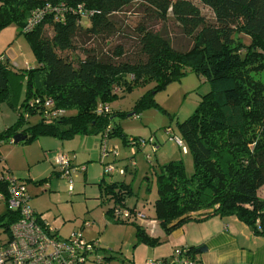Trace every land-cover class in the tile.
<instances>
[{
	"label": "trees",
	"instance_id": "trees-1",
	"mask_svg": "<svg viewBox=\"0 0 264 264\" xmlns=\"http://www.w3.org/2000/svg\"><path fill=\"white\" fill-rule=\"evenodd\" d=\"M133 4L142 18L129 35L131 53L121 45L110 55L86 49L87 43L125 35L116 15ZM198 4L210 11L211 20ZM83 20L88 27L82 26ZM168 22L189 39L187 50L172 48ZM12 23L26 38L37 66L20 76L27 83L25 97L16 122L0 134V142L20 134L25 139L19 144L24 145L40 137L64 140L75 135H99L100 143H107L122 136L111 125L110 106L118 92L146 82H155L157 91L190 70L209 86L193 114L177 125L193 173L187 177L179 161L158 165L153 220L170 233L188 221L235 217L264 239V199L258 196L264 187V0H0V29ZM236 35L249 43L237 44ZM78 50L82 58H72ZM11 79V64L0 57V98H8ZM149 95L140 98L130 115L153 105ZM100 107L107 112L99 113ZM31 117L38 122L29 125ZM122 140L128 145L139 142L125 136ZM98 188L99 200L108 196L114 207L141 210L126 205L128 185L103 184L101 179ZM6 190L7 183L1 181L0 194L5 196ZM114 207L105 214L112 220ZM15 219L7 210L0 227L7 231ZM182 251L191 260L207 247Z\"/></svg>",
	"mask_w": 264,
	"mask_h": 264
},
{
	"label": "rangeland",
	"instance_id": "rangeland-1",
	"mask_svg": "<svg viewBox=\"0 0 264 264\" xmlns=\"http://www.w3.org/2000/svg\"><path fill=\"white\" fill-rule=\"evenodd\" d=\"M197 6L207 19L213 18L208 9L199 4ZM116 17L122 23L125 35L110 38L105 43H87L86 49L95 48L110 55L115 46L121 45L127 53L132 52L133 41L129 35L142 18L139 7L130 5ZM82 26L88 27V21L83 20ZM159 26L161 28V25ZM166 29L173 49H188L189 39L184 38L179 30L173 27V23L168 22ZM45 34L51 37V28L46 27ZM235 40L237 44L249 43V39L243 35H236ZM0 57L10 59L11 72L14 74V80H10L8 98H0L1 134L16 122L17 110L25 97L27 83L26 79L20 76L26 70L35 68L37 61L26 38L14 23L0 29ZM71 57L82 58V55L78 50ZM154 88L155 82H146L130 92L120 91L110 106L114 114L111 125L119 128L122 136L143 143L141 150L136 149L133 157L130 146L123 142L122 136L107 140L108 148L113 149L116 158L112 153L100 157L99 135H75L64 140L40 137L28 145L14 144L8 139L0 142V177L9 176L25 185L29 197L28 206L57 232V237L67 239L72 233H78L86 242L96 241L98 251L89 255L84 264H97V258L102 259V264H148L164 260L167 264H173L174 257L187 241L198 243L213 233L208 229V226L213 225L209 223L214 219L212 217L200 222L183 223V234L176 237L174 232H166L152 220L154 212L150 206L144 210L148 221L116 223L105 215L115 206V202L108 196L99 200L98 183L101 179L103 184L128 185L132 195L129 203L136 200L137 204H152L156 198L158 165L179 161L183 164L187 177L193 173L191 156L167 140V131H170L171 137L179 138L177 125L193 114L201 97L208 93L209 86L192 71L186 70L180 80L173 81L157 91H154ZM147 93L152 97L153 105L136 112V117L130 115L134 113L140 98ZM38 120V117H31L29 125L37 123ZM58 154L71 156L74 165L71 192L68 191L66 181L58 175ZM107 164L115 170L123 169L125 176L105 174L102 165ZM77 167L86 169L75 171ZM7 210L5 203L0 201V216ZM216 220H219V217H216ZM140 226L143 232L139 230ZM2 231L3 228L0 227V233ZM151 253L154 257H151ZM199 258L200 255H195L193 260L191 259L192 263L198 264Z\"/></svg>",
	"mask_w": 264,
	"mask_h": 264
},
{
	"label": "built area",
	"instance_id": "built-area-1",
	"mask_svg": "<svg viewBox=\"0 0 264 264\" xmlns=\"http://www.w3.org/2000/svg\"><path fill=\"white\" fill-rule=\"evenodd\" d=\"M40 18L36 21L39 22ZM32 24H28L31 27ZM99 113H106L107 108L100 107ZM167 131L169 142L175 143L185 153L186 149L179 138L171 137ZM12 141V140H11ZM143 143L139 140L137 144H131L130 152L134 156L138 147ZM100 153L107 155L112 153L117 155L113 149L107 147L105 140L100 143ZM148 159V158H147ZM58 175L66 181L68 191H72V162L68 155L58 154L56 156ZM79 170L84 171V168ZM75 168V171H79ZM104 173L111 176L117 174L124 176L123 169L115 170L111 165L104 166ZM7 183L6 195L0 194L7 209L16 215V219L9 226L7 231L0 233V264H84L88 261L89 255L98 251L97 243L86 242L78 233H72L67 239L57 237L54 229L38 219L37 214L28 206V194L23 183L6 176L0 177V182ZM112 217L116 221L129 224L136 221H148L144 210H128L125 208L114 207ZM155 222V221H154ZM153 223V222H152ZM102 259L96 260L99 264ZM148 264H167L164 262H150ZM173 264H193L192 260L184 256V251L180 250L174 257Z\"/></svg>",
	"mask_w": 264,
	"mask_h": 264
},
{
	"label": "crops",
	"instance_id": "crops-1",
	"mask_svg": "<svg viewBox=\"0 0 264 264\" xmlns=\"http://www.w3.org/2000/svg\"><path fill=\"white\" fill-rule=\"evenodd\" d=\"M7 59L10 63V59ZM77 169L79 170L80 168L77 167ZM85 169L84 167V171ZM258 196L264 199V187L260 189ZM129 199L130 198L126 201L128 207L142 210L149 209V206L152 208L151 203L137 204L136 200H134L133 203H129ZM213 218L214 219L209 222L210 224L213 223V225L208 226L209 231L213 233L208 238L198 243L187 241L185 244L183 243L184 245L182 246L183 248L197 247L200 245H205L207 247V251L200 255L199 261L197 262L198 264H264V239L255 235L252 230L235 217H219V220H216V216ZM40 220L43 222L41 218ZM155 223L159 224L157 221H155ZM181 227L182 226L171 232H174V235L178 237L183 234ZM82 229L83 226L81 230ZM152 256L154 257L153 253H151V257ZM193 258L191 259L193 260Z\"/></svg>",
	"mask_w": 264,
	"mask_h": 264
},
{
	"label": "water",
	"instance_id": "water-1",
	"mask_svg": "<svg viewBox=\"0 0 264 264\" xmlns=\"http://www.w3.org/2000/svg\"><path fill=\"white\" fill-rule=\"evenodd\" d=\"M25 139L24 136L20 135V134H17L13 137L12 139V143L14 144H19L21 141H23Z\"/></svg>",
	"mask_w": 264,
	"mask_h": 264
}]
</instances>
